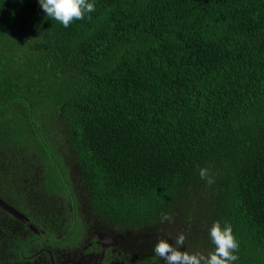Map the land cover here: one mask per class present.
I'll list each match as a JSON object with an SVG mask.
<instances>
[{"label": "trees", "instance_id": "obj_1", "mask_svg": "<svg viewBox=\"0 0 264 264\" xmlns=\"http://www.w3.org/2000/svg\"><path fill=\"white\" fill-rule=\"evenodd\" d=\"M94 3L65 28L0 0V192L44 175L53 211L119 237L128 264H166L154 246L181 233L207 254L215 221L234 264H264V0Z\"/></svg>", "mask_w": 264, "mask_h": 264}, {"label": "flooded vegetation", "instance_id": "obj_2", "mask_svg": "<svg viewBox=\"0 0 264 264\" xmlns=\"http://www.w3.org/2000/svg\"><path fill=\"white\" fill-rule=\"evenodd\" d=\"M41 176L28 172L21 176L23 194L0 192V198L19 212L0 205V231L6 234L3 253L7 263L128 264L127 246L119 237L94 227L75 226L73 213L53 211L58 210L55 204L59 196L43 189ZM38 218L43 223L48 221V226L42 223L44 228H40V223L35 222Z\"/></svg>", "mask_w": 264, "mask_h": 264}, {"label": "clouds", "instance_id": "obj_3", "mask_svg": "<svg viewBox=\"0 0 264 264\" xmlns=\"http://www.w3.org/2000/svg\"><path fill=\"white\" fill-rule=\"evenodd\" d=\"M39 3L48 17L58 21L65 28L76 20H82L86 14L95 11L94 0H39ZM199 176L211 186L215 183L214 174H210V169L197 165ZM161 223L172 221V216L162 213ZM210 239L214 245V250L205 254L203 252H189L181 250L185 245L186 236L181 233L170 243L167 239H160L154 246V254L162 258L166 264H234L239 259L235 253L239 249V244L233 234L231 224L225 223L223 226L219 221H215L209 229Z\"/></svg>", "mask_w": 264, "mask_h": 264}, {"label": "rangeland", "instance_id": "obj_4", "mask_svg": "<svg viewBox=\"0 0 264 264\" xmlns=\"http://www.w3.org/2000/svg\"><path fill=\"white\" fill-rule=\"evenodd\" d=\"M15 181L18 182V179H15ZM8 186L15 188V186H12L9 181H8ZM21 189L22 188H19V190H21ZM196 248H198V247H196ZM181 250H187L189 252H198L196 249L193 248V246L191 245L190 242H187L185 245L181 246Z\"/></svg>", "mask_w": 264, "mask_h": 264}, {"label": "water", "instance_id": "obj_5", "mask_svg": "<svg viewBox=\"0 0 264 264\" xmlns=\"http://www.w3.org/2000/svg\"><path fill=\"white\" fill-rule=\"evenodd\" d=\"M0 205L7 208L8 210L12 211L13 213H19L13 206L9 205L8 203H6L3 199L0 198ZM20 216H22V214H20ZM111 241H113V239L111 238Z\"/></svg>", "mask_w": 264, "mask_h": 264}]
</instances>
